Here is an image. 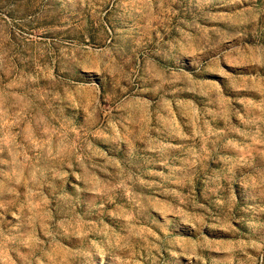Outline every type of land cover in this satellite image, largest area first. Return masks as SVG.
Segmentation results:
<instances>
[{
    "label": "rangeland",
    "instance_id": "1",
    "mask_svg": "<svg viewBox=\"0 0 264 264\" xmlns=\"http://www.w3.org/2000/svg\"><path fill=\"white\" fill-rule=\"evenodd\" d=\"M0 264H264V0H0Z\"/></svg>",
    "mask_w": 264,
    "mask_h": 264
}]
</instances>
